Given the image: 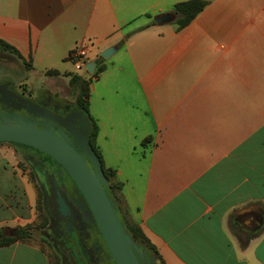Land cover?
Segmentation results:
<instances>
[{"label": "crops", "instance_id": "1", "mask_svg": "<svg viewBox=\"0 0 264 264\" xmlns=\"http://www.w3.org/2000/svg\"><path fill=\"white\" fill-rule=\"evenodd\" d=\"M186 1L0 0V40L41 86L69 74L78 46L103 67L88 100L96 147L158 264H264V0H208L182 30L154 24ZM35 80L20 83L33 96ZM0 264L54 260L26 240Z\"/></svg>", "mask_w": 264, "mask_h": 264}, {"label": "rangeland", "instance_id": "2", "mask_svg": "<svg viewBox=\"0 0 264 264\" xmlns=\"http://www.w3.org/2000/svg\"><path fill=\"white\" fill-rule=\"evenodd\" d=\"M11 58V62L8 64H0L1 86L5 88V84H7L9 91H13L25 77H28L36 79L33 83L39 90L34 91L35 97L32 98L34 101L29 103L30 108L16 104L14 111L6 113L7 110H2L0 105V124L30 127L50 133L77 150L73 135L64 126L67 127V124L73 119L79 135H89L91 121L83 109L76 105L77 94L70 84L72 75L83 76L84 73L76 72L73 69V64L69 61L67 70L69 74L51 75L54 82L48 85L44 84V87L47 86L50 89V95L55 98L54 101L56 102H50L53 109H46L39 105V98L45 93V88L39 83L44 78L43 74L40 71L29 73L27 69H24L17 56ZM25 66L27 65L25 64ZM4 76L7 77V80H4ZM0 100L6 102L1 90ZM48 116L58 118L62 124L55 127L56 122L54 123ZM0 148V222L6 221L5 224L0 225V228H3L8 236H16L18 228H32V236L29 240L36 243L40 242L45 246L51 252L54 264H74L75 258L79 257L76 246L71 243L72 245L68 247L59 241L57 232L53 231L55 223L53 216L50 217L49 214L47 216V211L44 212L47 223L45 227H40L42 220L38 206L44 208L47 205L51 212H54L55 207L53 198L46 195L47 189L44 186L42 176L40 177L36 171L37 166L45 167L47 175L49 174V181L57 182L63 189L71 201L74 212L79 213L85 222L97 228L96 221L84 197L70 177L64 172H59L55 161L47 155L31 148L19 147L10 143H0ZM109 193L111 194V192ZM28 195L31 198V205ZM111 200L115 202V199L112 198ZM119 206L125 210L123 203H119ZM15 216L19 218L12 221ZM14 231L15 233H12ZM97 239L103 248L101 236H98ZM137 257L141 264H144L138 252ZM152 264H158L157 260H153Z\"/></svg>", "mask_w": 264, "mask_h": 264}, {"label": "water", "instance_id": "3", "mask_svg": "<svg viewBox=\"0 0 264 264\" xmlns=\"http://www.w3.org/2000/svg\"><path fill=\"white\" fill-rule=\"evenodd\" d=\"M175 19L173 13H167L156 16L153 22L157 26H163L174 22ZM115 51L116 47H110L100 52L99 56L108 60ZM95 67V62H88L84 66L90 75L94 73ZM53 120L62 124L58 118ZM75 125V120L72 119L64 128L73 135L77 150L50 133L10 124H0V143L18 144L37 150L53 159L66 171L88 204L116 264H141L137 252L140 253L144 264H152L153 259L146 261L150 256L149 250L142 251L125 232L115 202L109 197V188L101 165L89 147L88 136L79 135ZM59 202L65 210L62 199H59Z\"/></svg>", "mask_w": 264, "mask_h": 264}, {"label": "flooded vegetation", "instance_id": "4", "mask_svg": "<svg viewBox=\"0 0 264 264\" xmlns=\"http://www.w3.org/2000/svg\"><path fill=\"white\" fill-rule=\"evenodd\" d=\"M12 56L14 55L11 52L0 49V64H8L11 62ZM4 80H7L6 76H4ZM1 85L2 83H0V90L2 95L5 97L6 102L0 100V105L2 110H7L6 113H8V111H14L16 104L22 107H29V103H31L30 101H34L32 98H34L35 95H31V93L27 92V90L21 85L13 91H9L7 84H5V88ZM43 88H45V93H43V95L39 98V105L46 109H53L50 102H56L54 101L55 98L51 97L50 89L47 86H43ZM50 117L52 120L55 119L54 116ZM53 121L54 123L56 122L55 127H57L59 123L55 120ZM56 165L60 170L59 172L66 173V171L58 163H56ZM36 171L40 177L42 176L43 178L44 186L47 189L46 195L51 196L54 200V212H51L47 205L44 207L45 211H47V216L48 214L50 217L53 216V222H55L53 231L57 232L59 241L66 244V246L70 247L72 244L76 246L79 257L75 258L74 264H116L106 246L98 225L97 228H95L92 224L85 222L79 213L74 212L71 201L63 189L57 184V182L51 180L49 181V174L47 175L45 167L37 166ZM59 199H62L65 210L62 209ZM98 236H101L103 248L99 244L97 239Z\"/></svg>", "mask_w": 264, "mask_h": 264}, {"label": "trees", "instance_id": "5", "mask_svg": "<svg viewBox=\"0 0 264 264\" xmlns=\"http://www.w3.org/2000/svg\"><path fill=\"white\" fill-rule=\"evenodd\" d=\"M208 3H209L208 0H190L176 4L172 13L176 16V19L173 23H175L177 30H182L187 25H189L198 16V14L204 10V8L208 5ZM0 49L4 51H9L13 55L20 57L19 53L15 48H13L12 46H10L9 44L5 43L2 40H0ZM101 61H103L102 58L99 59V62ZM102 71H103V67L99 66L91 75L90 79H85L79 75H72L70 79V84L73 86L77 94V99H76L77 105L81 109H83V111L91 121V128L88 135L89 147L94 152L98 162L101 165V168L103 170L104 176L108 184L109 192H111V194L109 193V197L111 199L112 198L115 199L117 214L121 223L124 226L125 232L131 237V239L139 247H141L142 251L149 250L150 256L149 258H146L147 262H150V260L152 259L158 260V255L155 248L150 244V242L145 237L140 227L128 217L127 212L124 210V208H120L119 203H123V199L121 196L122 184L115 180V171L108 169L104 166L102 155L100 154V152L96 147L98 126L89 114L88 100L90 96V84L92 82V78L93 79L97 78ZM47 75L49 76L58 75V73L55 71H49L47 72ZM12 145L29 148L18 144H12ZM38 210L41 213V220H42L40 227H45L47 223L45 217L46 215H44L45 209L43 208V206L42 207L38 206ZM31 236H32V228H28V227L18 228L16 236H8L5 234V230L3 228H0V248L10 246L11 244L17 241L29 240L31 239ZM159 264H163V263L159 262Z\"/></svg>", "mask_w": 264, "mask_h": 264}, {"label": "built area", "instance_id": "6", "mask_svg": "<svg viewBox=\"0 0 264 264\" xmlns=\"http://www.w3.org/2000/svg\"><path fill=\"white\" fill-rule=\"evenodd\" d=\"M69 61L73 64L76 72L85 71V64L89 62V51L87 46H78L69 54Z\"/></svg>", "mask_w": 264, "mask_h": 264}]
</instances>
